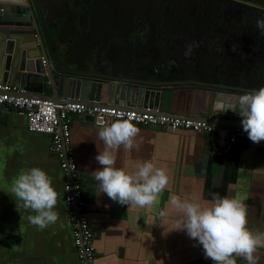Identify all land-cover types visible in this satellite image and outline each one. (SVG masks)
Returning a JSON list of instances; mask_svg holds the SVG:
<instances>
[{
	"label": "crops",
	"instance_id": "1",
	"mask_svg": "<svg viewBox=\"0 0 264 264\" xmlns=\"http://www.w3.org/2000/svg\"><path fill=\"white\" fill-rule=\"evenodd\" d=\"M60 32L66 40L63 27ZM4 40L0 33V85L6 64ZM164 70L167 72L168 68ZM154 71L155 67L147 68L140 73V79L152 78ZM171 90L176 92L173 108L180 112H184L187 105L200 112L198 98H210L215 92L193 86H176ZM86 118L74 115L71 119L72 148L95 234L97 264H213L205 259L202 247L193 246L197 242L186 232L175 231V222L183 213L169 203L172 196L202 206H208L205 202L211 201L214 193L234 197L247 207V227L254 233H264V141L258 145L252 143L250 148L240 141L232 154L239 159L235 164L234 160H220L211 153V136L188 131L172 133L160 127L135 124L140 129L136 139H142L143 143L139 151L113 150L114 167L134 174L140 163L155 158L154 167L166 170L169 183L153 205L129 209L106 194L97 196L98 182L92 172L101 167L95 157L104 150V145L96 140L98 128ZM1 119L0 264H80L65 203V177L58 157L51 152V139L30 132L27 118L14 109H6ZM228 163L234 167V178L232 175L226 178ZM32 167L44 170L58 193L54 211L58 212L59 219L45 229L28 221V216L35 213L17 208L10 191L13 178L22 169ZM161 211L167 212L164 218L160 217ZM254 255L257 264H264V247L258 248ZM235 259L236 264H247L241 257Z\"/></svg>",
	"mask_w": 264,
	"mask_h": 264
},
{
	"label": "flooded vegetation",
	"instance_id": "2",
	"mask_svg": "<svg viewBox=\"0 0 264 264\" xmlns=\"http://www.w3.org/2000/svg\"><path fill=\"white\" fill-rule=\"evenodd\" d=\"M41 1L62 22L71 59L85 67L135 78L167 67L160 77L171 81L264 87V33L256 28L264 0H245L252 7L237 0ZM240 49L259 61L235 64Z\"/></svg>",
	"mask_w": 264,
	"mask_h": 264
},
{
	"label": "water",
	"instance_id": "3",
	"mask_svg": "<svg viewBox=\"0 0 264 264\" xmlns=\"http://www.w3.org/2000/svg\"><path fill=\"white\" fill-rule=\"evenodd\" d=\"M22 3L24 5H20ZM52 10L47 11L41 0H0V33L5 39L6 53L0 88L11 89L7 92L0 89V94L50 101L55 105L82 103L90 107L127 111L152 110L172 119L243 129L239 110L233 112L226 108L230 98L259 89L197 80H160L161 75L170 74L165 70L162 73L155 70L152 78L140 79L116 77L87 66L80 67L70 59L60 32L63 24H59ZM176 86L204 87L215 92L210 98H198L200 108L197 110L200 112L188 105L184 112H180L173 108L176 92L171 87ZM6 109L0 108V122ZM86 120L94 123L93 117ZM243 143L250 148L253 142L246 138ZM234 155L217 158L234 160L238 164L239 159Z\"/></svg>",
	"mask_w": 264,
	"mask_h": 264
},
{
	"label": "clouds",
	"instance_id": "4",
	"mask_svg": "<svg viewBox=\"0 0 264 264\" xmlns=\"http://www.w3.org/2000/svg\"><path fill=\"white\" fill-rule=\"evenodd\" d=\"M237 3L253 6L245 0H237ZM256 28L264 33V18L256 21ZM226 109L239 110L243 131L251 142L258 145L264 141V87L230 98ZM96 123V140L104 145V150L95 157L101 167L92 172L98 182L97 196L106 194L112 201L129 206V209L156 203L167 187L169 177L165 169L154 167L155 158L140 163L134 174L114 167L116 156L113 150L139 151L143 143L142 139H136L140 129L130 118H118L106 125L100 116ZM10 191L17 208L35 213L28 216L33 226L45 229L59 219L58 212L54 211L58 193L52 179L41 168L22 169L11 181ZM169 203L183 213L175 222V231H184L196 241L193 246L202 247L205 259H210L213 264H236L235 257H241L247 264H257L254 254L258 248L264 247V233H254L247 227V207L238 199L214 193L212 200L205 202L208 206L181 200L179 196L170 197ZM166 215V211L160 212L161 218Z\"/></svg>",
	"mask_w": 264,
	"mask_h": 264
},
{
	"label": "built area",
	"instance_id": "5",
	"mask_svg": "<svg viewBox=\"0 0 264 264\" xmlns=\"http://www.w3.org/2000/svg\"><path fill=\"white\" fill-rule=\"evenodd\" d=\"M10 91V88H0ZM0 108H10L25 116L30 132L46 135L51 139V152L60 162L64 174L65 203L74 229V240L80 264H97L95 234L87 214L85 190L82 186L78 160L72 148V117L82 115L96 120L103 116L106 125L118 118L131 119L136 125L160 127L172 133L188 131L212 137L211 153L216 157H230L240 141L248 138L240 128H228L190 119H172L146 112L117 108L90 107L82 103L55 105L50 101L18 98L0 94ZM98 128V127H97Z\"/></svg>",
	"mask_w": 264,
	"mask_h": 264
},
{
	"label": "rangeland",
	"instance_id": "6",
	"mask_svg": "<svg viewBox=\"0 0 264 264\" xmlns=\"http://www.w3.org/2000/svg\"><path fill=\"white\" fill-rule=\"evenodd\" d=\"M236 45V44H233ZM236 47V46H235ZM233 51V50H232ZM233 57H234V62L235 64H244V67L246 68L250 63H256L259 61V56L258 55H252L250 51H246L243 49L233 51ZM264 74V70H263Z\"/></svg>",
	"mask_w": 264,
	"mask_h": 264
},
{
	"label": "trees",
	"instance_id": "7",
	"mask_svg": "<svg viewBox=\"0 0 264 264\" xmlns=\"http://www.w3.org/2000/svg\"><path fill=\"white\" fill-rule=\"evenodd\" d=\"M230 175H232V177L234 178L235 170H234V167H231V163H228L226 178L228 179Z\"/></svg>",
	"mask_w": 264,
	"mask_h": 264
}]
</instances>
